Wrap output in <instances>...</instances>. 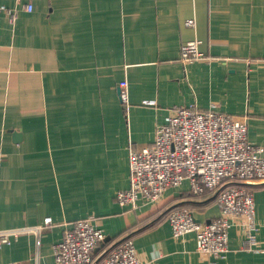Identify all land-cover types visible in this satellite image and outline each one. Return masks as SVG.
Returning a JSON list of instances; mask_svg holds the SVG:
<instances>
[{"label": "crops", "instance_id": "1", "mask_svg": "<svg viewBox=\"0 0 264 264\" xmlns=\"http://www.w3.org/2000/svg\"><path fill=\"white\" fill-rule=\"evenodd\" d=\"M0 1L17 10L13 21L0 15V229L51 220L39 237L1 246L0 264H55L53 245L90 215L105 235L98 249L130 237L142 264H264V183L250 186L258 250L233 225L217 259L198 253L191 233L172 237L176 205L199 221L219 215L215 201L185 198L186 183L136 212L115 200L129 185V143L150 145L174 107L214 105L264 147V0ZM191 40L211 59L183 65Z\"/></svg>", "mask_w": 264, "mask_h": 264}, {"label": "built area", "instance_id": "2", "mask_svg": "<svg viewBox=\"0 0 264 264\" xmlns=\"http://www.w3.org/2000/svg\"><path fill=\"white\" fill-rule=\"evenodd\" d=\"M24 10L30 12L32 5L25 4ZM16 11H10L0 1V15L7 14L13 21ZM186 25L192 26L193 21ZM198 46L196 40L184 43L178 60L183 65L210 60ZM117 90L127 118L130 101L125 76L119 80ZM128 167L129 185L115 195L123 213L136 212L142 205H156L166 191L186 183L188 191L196 196L214 192L219 215L199 221L186 207L172 209L167 216L172 237L181 239L191 233L197 252L217 259L228 251V232L235 225L241 229L243 245L248 250H258L250 186L264 183V147L248 141L246 121L234 119L214 105L205 110L174 107L156 124L150 145L137 150L129 143ZM93 219L91 215L77 219L64 231L52 247L55 264L93 262V253L105 236ZM50 223V218H45L37 225L0 229V247L10 245L21 234L39 237L43 226ZM100 257V264H142L130 238L104 250Z\"/></svg>", "mask_w": 264, "mask_h": 264}, {"label": "trees", "instance_id": "3", "mask_svg": "<svg viewBox=\"0 0 264 264\" xmlns=\"http://www.w3.org/2000/svg\"><path fill=\"white\" fill-rule=\"evenodd\" d=\"M185 193V196H188V197H185V198H205V200H207L208 202H212V201H215V203H216V198L214 197V198H212L213 197V195H214V192H210V191H206L202 196H196V195H193L192 193H190V192H184ZM209 198V199H208ZM206 201V202H207ZM186 206V205H185ZM185 206H183V205H176L175 207H173L172 209H175V208H180V207H185ZM186 208H188L189 209V207L188 206H186ZM172 209H170L169 211H167V213H166V216H167V214L172 210ZM123 234V233H122ZM121 238V237H120ZM130 237H128V239H129ZM113 242L112 241H107V242H105L104 244H103V247L102 246H100V247H102V248H99L97 251H95L94 253H93V256H92V259H93V262L91 263V264H100V261H101V258L102 257H100L101 256V251H103L104 249L105 250H108L110 247H112L113 245H115V244H117V243H114V244H112Z\"/></svg>", "mask_w": 264, "mask_h": 264}, {"label": "water", "instance_id": "4", "mask_svg": "<svg viewBox=\"0 0 264 264\" xmlns=\"http://www.w3.org/2000/svg\"><path fill=\"white\" fill-rule=\"evenodd\" d=\"M215 197V194L213 195V197L212 198H214Z\"/></svg>", "mask_w": 264, "mask_h": 264}, {"label": "rangeland", "instance_id": "5", "mask_svg": "<svg viewBox=\"0 0 264 264\" xmlns=\"http://www.w3.org/2000/svg\"><path fill=\"white\" fill-rule=\"evenodd\" d=\"M120 209V208H119Z\"/></svg>", "mask_w": 264, "mask_h": 264}]
</instances>
